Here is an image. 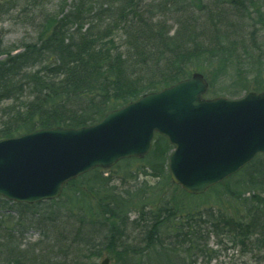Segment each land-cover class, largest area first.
Listing matches in <instances>:
<instances>
[{
	"label": "trees",
	"instance_id": "16d2710c",
	"mask_svg": "<svg viewBox=\"0 0 264 264\" xmlns=\"http://www.w3.org/2000/svg\"><path fill=\"white\" fill-rule=\"evenodd\" d=\"M258 24H264V0H72L68 10L48 16L36 41L21 50L4 53L0 33V139L39 128L92 125L194 71L208 81L205 96H217L223 90L213 81L226 84L234 65L264 74ZM249 73L242 72L243 78ZM255 83L252 91L264 90L262 80ZM224 88L232 91L230 98L250 90L240 82ZM171 151L168 140L155 134L143 158L94 168L66 183L56 199L6 206L9 200L0 196V264H98L102 255L112 264H196L202 253L209 252V260L215 256L217 250L207 248L209 235L243 255L263 252L264 154L205 193L190 195L170 180ZM120 166L121 175H110ZM144 176L157 178L158 186H138ZM115 179L122 188L111 184ZM156 188L160 193L152 194ZM219 191L229 199L251 195L242 211L229 213L215 201ZM209 192L215 200L203 207L182 199ZM10 208L16 219L4 214ZM25 225L61 229L54 237L41 234L37 242L22 243ZM133 226L141 230L137 242L127 240Z\"/></svg>",
	"mask_w": 264,
	"mask_h": 264
},
{
	"label": "water",
	"instance_id": "95a60500",
	"mask_svg": "<svg viewBox=\"0 0 264 264\" xmlns=\"http://www.w3.org/2000/svg\"><path fill=\"white\" fill-rule=\"evenodd\" d=\"M200 72L148 92L78 128H39L0 139V196L35 203L57 198L65 183L96 167L144 157L155 133L173 146L171 181L201 194L264 153V91L206 99ZM105 257L101 264H108Z\"/></svg>",
	"mask_w": 264,
	"mask_h": 264
},
{
	"label": "rangeland",
	"instance_id": "374dc122",
	"mask_svg": "<svg viewBox=\"0 0 264 264\" xmlns=\"http://www.w3.org/2000/svg\"><path fill=\"white\" fill-rule=\"evenodd\" d=\"M72 0H0V33L2 34V47L5 52L14 53L18 50H21L24 45L28 43H33L36 41L38 32L40 31L41 25L43 21L48 16H56L58 14H61L62 12H65L71 7ZM256 28L259 31L260 41L264 42V24H258ZM5 54L3 55V57ZM243 70V71H241ZM256 70V71H255ZM242 72H251L248 75H246V78H243L245 75L242 74ZM232 77H227L224 81L226 84H236L237 82H240L246 86L247 89H250L248 91H251L253 89L252 87L256 85V80H262L264 82V74L261 73V71H257L254 67L252 69L248 68V66H240V65H234L232 68L228 70V75ZM220 83V85L218 84ZM214 87L223 90L220 94L217 96L230 98L229 93L232 91H224V85L222 84L221 80H214L213 81ZM220 86V88L218 87ZM224 88V89H223ZM248 91H243L241 95ZM240 95V96H241ZM7 103H3L2 105H6ZM122 166V165H121ZM116 167L118 170L114 168V171L110 172V175L116 176V174L121 175L125 168L122 167ZM136 165L134 164L132 168H135ZM146 183L148 186H158V180L157 178H153L151 176H144L139 177L138 179V186L139 184ZM111 184H115L119 187L120 181L118 179H115L111 182ZM133 184V183H130ZM122 188V187H119ZM165 189V188H162ZM159 190V189H158ZM156 190H153L152 194H156ZM161 190V189H160ZM167 191V190H166ZM72 191L70 190V193ZM72 192V196H73ZM150 193V194H149ZM160 193V191H158ZM152 195L151 192L147 191L145 195ZM225 191L216 194L215 193H208L207 195L200 196L199 198L196 197L194 199H190V197H184L182 195V199H186L188 203H193L190 201H195L198 203L201 207L210 204L211 202H214L215 197L218 200H215L216 202H221L222 204L226 205V209L229 211V213L233 212H240L243 210V203L245 202L246 198H249L251 193H245L241 194L240 198L237 199H229L224 197ZM75 198V197H74ZM206 201L207 204L204 202ZM7 203L6 206H13L12 202ZM201 202V203H200ZM73 204L75 206L80 205V199L74 200ZM85 205H88L89 207L93 204V201L89 199V197L85 200ZM8 208V207H7ZM5 208V209H7ZM77 212L78 208H75ZM9 210V209H8ZM13 208H10V211H5L4 214H9L12 219L17 218V214L13 211ZM18 211V210H17ZM23 213V212H20ZM39 213H42V210L39 208ZM24 215V214H23ZM25 216V215H24ZM34 218H37L36 216ZM129 219H133V214H129ZM70 221H73L72 219H69ZM77 226V225H75ZM23 226L20 227V231L22 233L21 241L22 243H34L39 240H41V234H46L50 237L55 236V232H57L60 229H51L50 232L48 229L46 230L45 227L42 225L39 226H30L28 229H25ZM88 231H85L87 233ZM141 230H138L135 226L129 227L126 230L127 233V240L129 237V240H133L135 242L139 241L141 238ZM84 233V234H85ZM100 234L96 233L93 235L94 238H97ZM221 238V237H219ZM99 240V238H97ZM135 244V243H134ZM207 248L212 250H217L215 253V256L209 260V252L202 253L196 258V264H234V263H245V264H264V251L259 253L257 256H254L251 253H248L247 255H243V251L239 248H223L222 243L217 242V237L213 235H209L207 237ZM107 255H102L98 260L97 263L100 264L101 261L105 258ZM261 257V258H260ZM209 261V262H207ZM109 264H112V260L110 259Z\"/></svg>",
	"mask_w": 264,
	"mask_h": 264
}]
</instances>
